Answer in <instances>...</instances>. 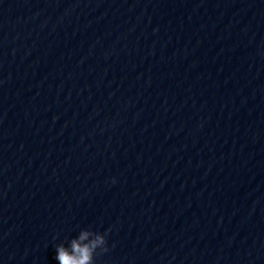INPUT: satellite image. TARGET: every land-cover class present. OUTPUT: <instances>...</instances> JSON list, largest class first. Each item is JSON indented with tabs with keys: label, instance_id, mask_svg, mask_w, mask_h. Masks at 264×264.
Returning a JSON list of instances; mask_svg holds the SVG:
<instances>
[{
	"label": "clouds",
	"instance_id": "obj_1",
	"mask_svg": "<svg viewBox=\"0 0 264 264\" xmlns=\"http://www.w3.org/2000/svg\"><path fill=\"white\" fill-rule=\"evenodd\" d=\"M107 233L82 229L78 236L56 245V259L59 264H95L94 257L99 252H107Z\"/></svg>",
	"mask_w": 264,
	"mask_h": 264
}]
</instances>
